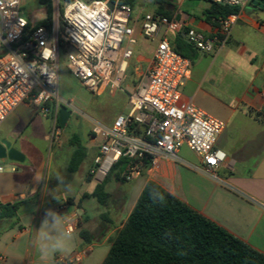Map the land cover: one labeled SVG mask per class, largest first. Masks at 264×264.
I'll list each match as a JSON object with an SVG mask.
<instances>
[{"label": "crops", "instance_id": "0c3cea01", "mask_svg": "<svg viewBox=\"0 0 264 264\" xmlns=\"http://www.w3.org/2000/svg\"><path fill=\"white\" fill-rule=\"evenodd\" d=\"M212 6L210 0H139L133 8L135 12L165 16L177 23V31L165 29L160 34L173 47L187 43L186 35L190 30L214 40L212 52L196 50L192 58L191 77L181 87V92L185 100L225 123V129L216 141V147L227 156L225 164L216 171L221 182L205 173V166L199 156L191 151L193 157L182 156L184 147L179 153L184 163L158 159L154 166L145 169L132 181L128 189L120 186L126 182H119L112 175L106 186L111 197L108 205L104 206L105 211L99 212L96 217L101 228L94 235V228H85L92 219L84 203L96 199L83 198L85 194L92 193L100 181L91 176L90 182L94 185L77 198L78 195L72 190L71 178H64L65 190L54 185L53 181L60 173L59 164L53 165L43 160L38 167L32 166L28 154L33 155L35 152L37 140L48 142L52 149L50 134L53 116H41L31 103L24 102L0 125V141L10 142L26 157L24 163H15L22 167V171L13 182L21 186L11 185L9 189L0 190V204H20L16 216L9 219L7 224L0 220V264H61L59 258L69 259L77 254L82 259L75 264H102L111 240L123 227L149 181L155 182L194 211L264 254V6L251 1L244 7L236 8L232 14L236 22L228 37L222 34L221 20L207 16L206 12ZM134 36L137 42L133 47V56L120 89L112 94L113 97L119 92L127 95L125 110L128 95L138 83L139 73L152 67L157 47L156 41L144 38L138 24L134 26ZM61 71L59 64L58 92L63 98L66 78ZM74 136L78 135L65 136L61 128L60 139L53 148L55 161L65 151L71 148L74 151L71 145ZM99 144V139L92 135L91 124L87 140L82 144L86 148V159L88 153L92 152L86 177L90 176ZM86 177L85 181L88 182ZM51 188L54 189L49 191ZM117 190L120 194H114ZM70 198H74V203H68ZM80 202L82 205L78 207ZM87 207H92V211L98 210L95 204ZM82 217L84 222H80L79 218ZM70 221L79 226L78 234L81 229L92 234L90 244L81 237V241L73 238L77 227L71 239L66 238L65 226ZM42 230L47 238L41 237ZM60 239L64 240L66 248L51 251V245ZM93 243L109 244L105 255H94ZM43 245L49 248L44 257L39 250Z\"/></svg>", "mask_w": 264, "mask_h": 264}, {"label": "built area", "instance_id": "2783aa9c", "mask_svg": "<svg viewBox=\"0 0 264 264\" xmlns=\"http://www.w3.org/2000/svg\"><path fill=\"white\" fill-rule=\"evenodd\" d=\"M210 1L240 8L252 0ZM52 2L55 10L60 0ZM22 6L23 0H0V125L16 107L29 102L43 116H53L50 139L57 143L61 135L59 110L66 108L77 113L59 96L61 56L67 55L69 72L88 91L94 95L109 91L112 95L120 89L133 56L137 42L134 26L138 24L145 39L157 42L154 63L139 73L124 114L111 124L91 121L92 135L100 144L90 175L102 182L123 161L121 177L132 182L158 159L184 163L179 153L186 147L201 158L205 173L221 182L216 171L225 164L227 156L216 147V141L225 123L184 99L181 87L191 77L192 60L160 36L165 29L177 31V23L165 16L135 12L119 0H72L65 2L61 22L54 14L48 28L37 26L45 18L35 22L25 17ZM235 22V15L221 20L225 37ZM186 39L197 51L214 50V40L195 30L188 31ZM3 172L0 165V174ZM76 227V222L70 221L65 231L72 235ZM81 259L77 254L58 260L61 264H75Z\"/></svg>", "mask_w": 264, "mask_h": 264}, {"label": "trees", "instance_id": "16d2710c", "mask_svg": "<svg viewBox=\"0 0 264 264\" xmlns=\"http://www.w3.org/2000/svg\"><path fill=\"white\" fill-rule=\"evenodd\" d=\"M72 0H60L70 2ZM139 0H119L121 4L135 7ZM40 6L47 7V17L37 26L50 28L53 21L51 0H38ZM207 16L223 20L236 12V8L212 3ZM63 16V10L61 11ZM174 49L192 60L196 50L188 43H181ZM74 147L68 171L75 173L86 159V148L78 136L71 141ZM123 161L115 165L108 176L95 185L84 198H93L101 206H106L110 194L106 191L111 176L119 182ZM149 167V164H145ZM92 180L91 175L88 182ZM71 203V199L68 200ZM82 202L78 204V207ZM20 204H0V220L13 219ZM82 240L90 244L92 234L81 229ZM102 264H264V254L254 250L242 240L188 207L155 182L149 181L140 194L136 205L110 242V248Z\"/></svg>", "mask_w": 264, "mask_h": 264}, {"label": "rangeland", "instance_id": "374dc122", "mask_svg": "<svg viewBox=\"0 0 264 264\" xmlns=\"http://www.w3.org/2000/svg\"><path fill=\"white\" fill-rule=\"evenodd\" d=\"M51 5L53 15L55 14L56 18L59 20V22H61V11L64 10L65 3L60 2V5L56 7L55 10L52 0ZM22 13L25 17H30L32 20L36 21L39 18L47 17V7L40 6L38 4V0H23ZM66 66L67 55L64 54L60 59V67L61 70L65 73L66 79L63 84H66V92L63 98L61 96L60 97L64 101L69 102L73 109L77 110V113H73L71 109L68 110L71 114V117L68 121L67 126L64 128V135L69 137L72 134H77L80 143L83 144L87 140V134L89 132V128H91L92 120L106 124L112 123L117 115L124 114L127 111L125 110L127 95L125 93L119 92L116 97H113L109 93V91H106L102 95H94L90 91H88L77 78L69 73V71L66 69ZM38 114L43 116L41 112H39ZM34 145L35 152L33 153V155L28 154V157H30L31 159L32 166H34L35 168L38 167L43 160H45L46 163L51 162V164L53 165L54 163L59 164L60 173L57 174L56 179L53 181V183L55 186L57 185L60 190L66 189V183L63 182L65 177L71 178L73 180L72 190L78 195L77 198H79V195L81 193H83L85 190L90 189L94 185V183L85 181L89 162L90 160H92V152L88 153V158L83 162L79 170L74 174H70L68 170H66V168L68 158L72 153L73 148H71L69 151H65L60 159L58 161H55L56 153L53 151V148H55L56 143L52 144V149L50 148L48 142H44L41 139L37 140ZM181 155L187 158L190 156H194L186 147L181 150ZM0 165L4 168V172L0 174V190L4 191L3 189H9L11 188V185L20 187L21 184L19 183V185H16L17 183H14L13 179L15 178V176L21 173L22 167L9 160H0ZM12 168L14 169V171H12ZM88 178L89 176L86 177V180H88ZM112 183L115 184V181H112ZM132 184L133 183L131 182H126L121 183L120 186L124 189H128ZM53 189L54 188H51L49 191H52ZM114 194H120V192L117 190L114 192ZM70 199L71 203H74V198ZM93 204L96 205L98 210L92 211V207H87ZM84 205L86 206L88 214L92 219L91 223L89 222V226L86 225L85 228H94V235H97L101 228V223L96 219V217L99 212H104L106 208L104 206H101L94 200L85 201ZM79 219L81 220L80 222H84L83 217ZM2 221H4L3 224H7V221H9V219H2ZM78 232L79 226L77 227V233L73 235V238H77L81 241ZM93 245H95L94 255H105L109 247V244L107 243L101 245L93 243Z\"/></svg>", "mask_w": 264, "mask_h": 264}, {"label": "water", "instance_id": "95a60500", "mask_svg": "<svg viewBox=\"0 0 264 264\" xmlns=\"http://www.w3.org/2000/svg\"><path fill=\"white\" fill-rule=\"evenodd\" d=\"M253 4L264 6V0H252ZM112 6V3H110ZM70 118V112L66 108H61L58 114L59 126L65 128ZM26 157L19 150L12 146V144L6 140L0 141V160H9L14 163L22 164L25 162Z\"/></svg>", "mask_w": 264, "mask_h": 264}, {"label": "clouds", "instance_id": "9594fccd", "mask_svg": "<svg viewBox=\"0 0 264 264\" xmlns=\"http://www.w3.org/2000/svg\"><path fill=\"white\" fill-rule=\"evenodd\" d=\"M44 224L46 225L47 224V220L44 221ZM42 228H43V225H42ZM41 237L42 238H47V234L43 232V230L41 231L40 233ZM67 239H71V232H68L67 233ZM66 248V245L64 243V240L63 239H60V240H57L56 243L52 244L51 245V251L55 252V251H62ZM40 252H41V256L44 257L47 255V252L49 250L48 246L47 245H43L40 247Z\"/></svg>", "mask_w": 264, "mask_h": 264}]
</instances>
